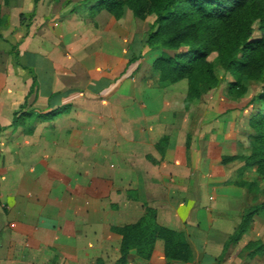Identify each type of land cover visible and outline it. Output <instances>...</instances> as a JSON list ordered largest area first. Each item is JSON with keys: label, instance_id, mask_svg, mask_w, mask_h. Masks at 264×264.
<instances>
[{"label": "crops", "instance_id": "0c3cea01", "mask_svg": "<svg viewBox=\"0 0 264 264\" xmlns=\"http://www.w3.org/2000/svg\"><path fill=\"white\" fill-rule=\"evenodd\" d=\"M81 1L11 0L4 11L0 128L10 139L0 164V264L45 262L48 252L54 264H89L95 251H114L117 264L122 236L111 226L136 222L146 205L191 244L194 260L177 264H264V254L240 260L238 245L225 251L245 198L220 172L229 134L204 120L187 148L175 101L123 81L148 24L129 9L120 19L92 16L94 0ZM53 110L38 120L46 133L12 128L16 117ZM127 264H167L164 242L150 259L132 250Z\"/></svg>", "mask_w": 264, "mask_h": 264}, {"label": "trees", "instance_id": "16d2710c", "mask_svg": "<svg viewBox=\"0 0 264 264\" xmlns=\"http://www.w3.org/2000/svg\"><path fill=\"white\" fill-rule=\"evenodd\" d=\"M127 8L135 17L148 19L150 30L146 44L158 42L174 50L172 54L160 56L153 65V71L163 86L187 78V103L200 97L205 86L209 85L213 64L207 58L213 52L224 63L226 71L235 76L236 80L230 86H240L243 76L251 77L257 72H264V0H96L90 12L95 16L105 10L120 19ZM4 21L0 3V31ZM255 22L259 24L258 36L254 35ZM258 99L260 106L250 118L251 124L260 131L256 137L258 146L247 159L263 168L264 92L259 94ZM26 114L39 120L52 118L55 110L46 114ZM19 122L20 117H16L13 123ZM167 143L168 137L165 136L161 139L159 150L162 151ZM239 157L225 156L223 163ZM257 209L244 213L240 224L225 243V251L232 241H238L247 231ZM111 229L122 236L117 264H127L132 250L138 256L150 259L159 239L164 242L167 264L194 260L193 249L185 233L160 224L157 209L152 206L146 205L143 215L136 222L113 225ZM250 245L254 246L252 255L264 247L258 242Z\"/></svg>", "mask_w": 264, "mask_h": 264}, {"label": "rangeland", "instance_id": "374dc122", "mask_svg": "<svg viewBox=\"0 0 264 264\" xmlns=\"http://www.w3.org/2000/svg\"><path fill=\"white\" fill-rule=\"evenodd\" d=\"M50 1L51 0H34L35 8H38V4L43 8L47 6ZM91 1L92 0H84L80 3L83 2L87 4ZM94 1L96 2V0ZM94 1L93 3H95ZM10 2L11 0H0L2 14L5 18L3 28L0 31V53L6 51V47H8L5 42V37L2 35V30L6 28L9 23L7 14L4 11ZM140 20L149 26L145 37V49L147 50L142 49L138 55L130 60L127 66V71L123 76V81L125 83L141 82L147 85L151 84L152 88L157 89L156 91H153L154 93L151 98L160 99V93L162 92L164 97L169 99V101L174 100L176 102L170 106L175 110V115L177 114L185 118L187 125V148H189L193 135L197 132V128H200L201 122L203 123L204 120L207 121L204 123H209L211 127L214 126V129L218 132L221 130L229 134L230 143L224 146L225 153L222 155L220 172L226 173L227 180L230 179L243 187L245 190L244 197H247L246 199L244 198L243 203L238 207L240 216L236 227L240 224L244 213L248 212L247 210L258 208L252 215L251 223L247 231L241 235L238 241H232L230 246L238 245V247H242L239 253L240 260L254 257L256 254H264L263 247L252 255L251 250L254 249V246L250 245V243L255 242L264 245V167H259L256 163H253L252 160L247 159L253 154L254 149L258 146L256 137L260 131L251 124L250 118L254 111L260 106L258 96L260 93L264 92V72H257L251 77L243 76L241 77L240 86H230V83L234 82L236 78L232 72L226 71L224 63L218 59L217 53L213 52L207 58L208 61L213 64V73L209 75V85L205 86V91L200 97H196L187 103L186 100L189 90V82L187 78L163 86L159 83L158 75L153 71L155 61L164 53H174V50L163 47L158 42L153 45L146 44L150 24L148 19ZM253 28L255 31L254 35L258 36L260 34L258 22L253 24ZM17 57L18 54H15V62L17 61ZM145 97L149 98L148 95ZM22 109L23 108L19 109L18 113H21ZM31 117L24 122L20 121L19 123L13 124L12 128H20V130L26 135H32L34 132L35 135L37 133H46L45 127L43 128V126L37 125L39 123L38 120H33L34 118L31 119ZM94 125L95 127H99L102 123H95ZM107 125L110 124L108 123ZM5 129L6 126L4 125L0 128V164L5 161V145L10 139L8 133L6 134L4 132ZM109 129L110 128L108 127V130ZM163 137L165 136H162L156 143V148L159 149V146H161V139ZM236 155L240 157L223 163V157ZM30 157L32 158L33 156L31 155ZM2 176L3 174L0 173V178ZM233 232L231 234H233ZM48 253L51 254V257H48L45 262L35 259L26 264H54L52 252ZM114 253V251H95L93 260L90 261L89 264H112L113 257L115 256ZM19 263L14 262L13 264Z\"/></svg>", "mask_w": 264, "mask_h": 264}]
</instances>
